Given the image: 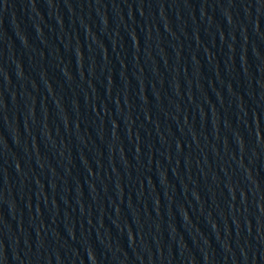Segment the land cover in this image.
Segmentation results:
<instances>
[{
	"label": "water",
	"instance_id": "95a60500",
	"mask_svg": "<svg viewBox=\"0 0 264 264\" xmlns=\"http://www.w3.org/2000/svg\"><path fill=\"white\" fill-rule=\"evenodd\" d=\"M0 264H264V0H0Z\"/></svg>",
	"mask_w": 264,
	"mask_h": 264
}]
</instances>
